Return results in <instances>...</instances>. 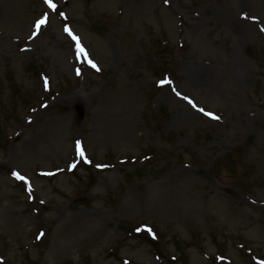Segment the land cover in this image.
<instances>
[{
    "label": "rangeland",
    "instance_id": "374dc122",
    "mask_svg": "<svg viewBox=\"0 0 264 264\" xmlns=\"http://www.w3.org/2000/svg\"><path fill=\"white\" fill-rule=\"evenodd\" d=\"M52 3L0 0V264H264V0Z\"/></svg>",
    "mask_w": 264,
    "mask_h": 264
},
{
    "label": "snow or ice",
    "instance_id": "6c2138e0",
    "mask_svg": "<svg viewBox=\"0 0 264 264\" xmlns=\"http://www.w3.org/2000/svg\"><path fill=\"white\" fill-rule=\"evenodd\" d=\"M46 2L49 4V7L55 9L56 5L54 3H52V0H46ZM45 23H46V19H41L40 21L37 22V27L39 28L41 25H44ZM65 30L68 31L70 36H73V34H72L70 29H65ZM73 39H77L78 40V38L75 37V36H73ZM81 51H83V50L81 49ZM92 67H96V65L92 64ZM201 111H203V109H201ZM80 154L82 156L84 155L83 152H81ZM15 175H17L18 178L22 179V177H20L19 174H15Z\"/></svg>",
    "mask_w": 264,
    "mask_h": 264
},
{
    "label": "bare ground",
    "instance_id": "6f19581e",
    "mask_svg": "<svg viewBox=\"0 0 264 264\" xmlns=\"http://www.w3.org/2000/svg\"><path fill=\"white\" fill-rule=\"evenodd\" d=\"M202 81H209L210 80V77L208 75H204L202 76Z\"/></svg>",
    "mask_w": 264,
    "mask_h": 264
},
{
    "label": "trees",
    "instance_id": "16d2710c",
    "mask_svg": "<svg viewBox=\"0 0 264 264\" xmlns=\"http://www.w3.org/2000/svg\"><path fill=\"white\" fill-rule=\"evenodd\" d=\"M232 155V153H229V156H231ZM229 156H228V158H229Z\"/></svg>",
    "mask_w": 264,
    "mask_h": 264
}]
</instances>
